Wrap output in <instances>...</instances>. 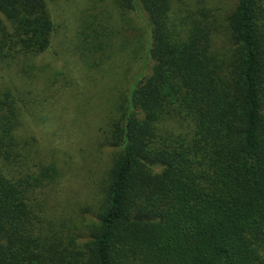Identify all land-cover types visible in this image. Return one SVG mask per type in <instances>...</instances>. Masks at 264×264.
Wrapping results in <instances>:
<instances>
[{
	"label": "trees",
	"instance_id": "16d2710c",
	"mask_svg": "<svg viewBox=\"0 0 264 264\" xmlns=\"http://www.w3.org/2000/svg\"><path fill=\"white\" fill-rule=\"evenodd\" d=\"M58 1L0 0V74L37 76ZM92 1L78 35L83 62L112 61L121 21L144 10L149 36L135 38L131 57L144 54L151 70L109 110L111 162L94 197L62 210L50 199L65 163L38 157L33 137L19 135L36 100L8 80L0 264H264V0H202L179 15L174 0H114L117 21L96 11L107 0Z\"/></svg>",
	"mask_w": 264,
	"mask_h": 264
},
{
	"label": "rangeland",
	"instance_id": "374dc122",
	"mask_svg": "<svg viewBox=\"0 0 264 264\" xmlns=\"http://www.w3.org/2000/svg\"><path fill=\"white\" fill-rule=\"evenodd\" d=\"M201 1L174 0V15L205 6ZM203 1L208 4L210 1L209 5L213 2ZM217 1L224 3L223 0ZM114 2L96 3V11L115 12L117 21L121 13L119 9H113ZM92 7V0L53 3L56 36L53 49L34 61L37 76L22 83L8 69L3 70L5 76L0 74V91L13 79L23 92L31 90L36 100V104L27 110L28 116L23 118L19 135L33 137L36 148L38 146V157L51 161L49 156H55L60 159V165L65 163L64 178L53 184L51 189L50 203L60 206V210L69 207L71 202L84 203L94 197L98 183L111 162L112 152L104 144L102 131L109 122V110L115 100L121 102L137 77L150 72L152 67L149 61L145 68L144 54L132 58L133 54L136 56L133 51L139 49L135 38L139 34L143 35L142 40L149 36L145 30L147 14L144 10H131L121 21L120 25L125 28L120 27L114 39L116 57L112 61H106V55L101 56L105 62L98 68H91L83 62L77 45L78 35L83 19ZM125 37L128 40L132 38L129 46L123 45L127 42Z\"/></svg>",
	"mask_w": 264,
	"mask_h": 264
}]
</instances>
